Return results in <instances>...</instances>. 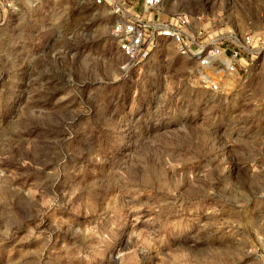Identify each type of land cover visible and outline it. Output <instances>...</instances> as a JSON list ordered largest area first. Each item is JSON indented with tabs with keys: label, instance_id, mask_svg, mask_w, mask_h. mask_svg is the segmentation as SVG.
Listing matches in <instances>:
<instances>
[{
	"label": "rangeland",
	"instance_id": "374dc122",
	"mask_svg": "<svg viewBox=\"0 0 264 264\" xmlns=\"http://www.w3.org/2000/svg\"><path fill=\"white\" fill-rule=\"evenodd\" d=\"M0 0V264H262L263 75L214 96L125 64L91 0ZM237 30L264 0H176Z\"/></svg>",
	"mask_w": 264,
	"mask_h": 264
},
{
	"label": "built area",
	"instance_id": "2783aa9c",
	"mask_svg": "<svg viewBox=\"0 0 264 264\" xmlns=\"http://www.w3.org/2000/svg\"><path fill=\"white\" fill-rule=\"evenodd\" d=\"M15 5L14 0L4 4L10 11ZM90 5L111 20L109 36L125 62L122 70L144 60H166L162 57L173 52L188 64L195 88L214 96L251 90L263 75L264 100V19L236 30L226 23H196L175 8L176 0H91ZM260 197L264 200V192Z\"/></svg>",
	"mask_w": 264,
	"mask_h": 264
}]
</instances>
